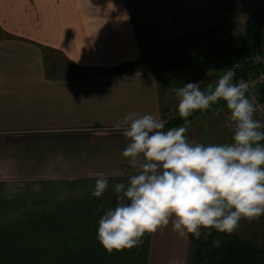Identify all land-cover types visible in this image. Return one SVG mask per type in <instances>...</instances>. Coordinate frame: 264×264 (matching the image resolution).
Instances as JSON below:
<instances>
[{
  "label": "crops",
  "instance_id": "obj_1",
  "mask_svg": "<svg viewBox=\"0 0 264 264\" xmlns=\"http://www.w3.org/2000/svg\"><path fill=\"white\" fill-rule=\"evenodd\" d=\"M251 11V0H135L134 7L128 0H0V59L7 50L35 60L0 62V126L13 124L0 129V150L27 144L35 159L26 165L41 162L40 148L49 167L62 169L42 188L0 176V264L187 263L188 236L179 237L171 225L146 233L132 249L108 252L97 240L99 218L116 204L115 184L136 171L122 157L129 141L114 125L129 113L164 119L178 103L173 87L202 82V90L214 88L228 69L218 61L183 69L167 62L206 50L225 59L243 46ZM258 48L264 55V12ZM45 49L61 54L63 63L44 62ZM225 110L219 102L187 124L172 121L165 128L185 126L189 141L204 145L230 143ZM15 135L30 136L19 144L5 138ZM6 158L0 171L16 167ZM99 173L109 188L95 198ZM235 233L261 245L264 215L242 219Z\"/></svg>",
  "mask_w": 264,
  "mask_h": 264
},
{
  "label": "clouds",
  "instance_id": "obj_2",
  "mask_svg": "<svg viewBox=\"0 0 264 264\" xmlns=\"http://www.w3.org/2000/svg\"><path fill=\"white\" fill-rule=\"evenodd\" d=\"M234 77L228 68L208 91L202 82L171 89L185 124L194 111L223 101L233 124L230 143L189 141L185 126L166 129L167 120L152 114L129 113L114 125L129 141L122 157L136 171L115 184L116 204L98 220L105 250L138 247L146 233L169 225L179 237L207 241L212 231L231 235L242 219L264 215V122L254 118L256 97L248 95V84ZM108 188V177L99 173L91 195L101 198ZM220 244L213 239V247Z\"/></svg>",
  "mask_w": 264,
  "mask_h": 264
},
{
  "label": "trees",
  "instance_id": "obj_3",
  "mask_svg": "<svg viewBox=\"0 0 264 264\" xmlns=\"http://www.w3.org/2000/svg\"><path fill=\"white\" fill-rule=\"evenodd\" d=\"M261 16L262 15H259L252 6V11L245 28L243 46L227 52L223 56L225 59H219L216 56L227 68L235 72L234 79L256 72L264 73V63L260 64L252 60V57L256 53H261L254 36V26L260 24ZM207 53L209 52L206 50L197 55L173 56L167 63L171 66L183 69L197 62L196 60L199 56H204L206 59L209 58ZM240 57L247 58V60L238 71L232 69L231 64ZM259 100L264 108V86L260 90ZM188 239L191 248L190 264H264V243L256 245V241L253 243L251 240L237 233L228 235L212 231V235L207 241H205L203 237L199 240L193 239L190 235ZM213 239L221 240L220 247L217 248L212 246Z\"/></svg>",
  "mask_w": 264,
  "mask_h": 264
},
{
  "label": "rangeland",
  "instance_id": "obj_4",
  "mask_svg": "<svg viewBox=\"0 0 264 264\" xmlns=\"http://www.w3.org/2000/svg\"><path fill=\"white\" fill-rule=\"evenodd\" d=\"M128 2L131 6H133V7L135 6V0H128ZM132 10L134 11V9H132ZM0 41L2 42V40H0ZM43 53H44V58H45L44 62L53 63V64H62L63 63L62 56L58 52H56L52 49L51 50L45 49V50H43ZM155 53L159 54L157 52H155ZM3 56H4V58L0 59V62H2V63H35V60L33 57H30V56L24 55V54H20V53H15V52L11 53L7 50L4 51ZM6 83H9V82H6ZM29 101L30 100H27L28 103H29ZM44 103H45V100L42 99V100H40L39 105H41V104L44 105ZM39 108H40V106H39ZM25 115L30 116L29 110L25 113ZM8 116H10V115L9 114L5 115V118L7 119ZM1 120L2 119H0V124H3V120L2 121ZM39 122H44V121H39ZM11 123H12V121H7L6 122L7 125H1L0 129L6 128V127L7 128L13 127V124H11ZM22 125H26V124H22ZM29 136L27 135V136H21L20 137L19 135L18 136L15 135V136H10V137L6 136L5 138L7 139V141H9L10 139L18 140V144H19V143H22L21 139L24 140L25 138H27ZM30 137L41 139L44 136H38L36 134H31ZM26 146H27V144L22 143L21 147H19V145L17 148L12 147V146H8V151L0 150V161L5 160L4 159V156H5V157H7L6 158L7 160L12 161V159H13V161H17V163H18L17 164L14 162V165L16 164V167H13V168L8 167V169L4 168L3 170H5V171H3L1 169L0 176L2 178H5L8 181L10 179H13V177H14L16 179L15 182H18L19 184H22V185H24L25 183H29V182H36L37 184H39V187L42 188L41 184H44L47 180H53V179H56V178H59L60 176H62V172H61L62 169L60 167L51 168L48 166L47 162L45 161L48 159V158H46V153H45L46 151H42V150H40V148L36 151L37 153L36 152H34V153L37 154L38 160H41V162L39 161V164L37 166H34V167L26 165V164L30 163V159H32V160L35 159L34 156H32L29 148H23ZM43 148L46 149L45 147H43ZM20 154H21L22 158H20ZM57 158H58V156L56 155L54 159H57ZM20 159H21V161H20ZM42 159L44 161H42ZM246 238H248V237H246ZM257 239L258 238L255 239V237H254V238H251V241L254 243ZM190 250H191V248H189V256L187 257V260H186L187 263L186 264H190Z\"/></svg>",
  "mask_w": 264,
  "mask_h": 264
},
{
  "label": "built area",
  "instance_id": "obj_5",
  "mask_svg": "<svg viewBox=\"0 0 264 264\" xmlns=\"http://www.w3.org/2000/svg\"><path fill=\"white\" fill-rule=\"evenodd\" d=\"M251 5L253 6L254 10L259 14L262 15L264 12V0H251ZM254 36H255V41L258 43L260 39V24H257L254 26ZM206 58L204 56H199L198 59L196 60L197 63L204 61ZM210 60L213 61H218L219 64L224 65L223 62L219 61L216 56L211 55L209 56ZM247 60V58H238L235 62L231 64L232 69H235L238 71L240 67L244 64V62ZM252 60L256 63H264V55L261 53H256L253 57ZM243 81L248 84L249 89H248V95L249 96H255L256 97V112L254 115V118L259 119V117H264V108L263 105L261 104L259 97H260V90L264 86V73L263 72H256L254 74H247L245 76L239 77L237 79H234V81ZM223 102V101H220ZM219 103V102H218ZM202 110H197L194 111L193 114L190 116L196 115L198 112ZM170 114V111L165 114L164 119L167 120V123L172 122V121H183L179 116L176 110H171L172 118L168 119ZM188 117V118H190ZM166 123V124H167ZM224 127L230 131L233 132V124L230 120V113L225 110V117H224Z\"/></svg>",
  "mask_w": 264,
  "mask_h": 264
}]
</instances>
